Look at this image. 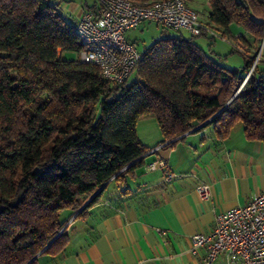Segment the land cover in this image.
<instances>
[{
	"label": "trees",
	"instance_id": "16d2710c",
	"mask_svg": "<svg viewBox=\"0 0 264 264\" xmlns=\"http://www.w3.org/2000/svg\"><path fill=\"white\" fill-rule=\"evenodd\" d=\"M208 3L205 29L224 36L237 23L251 35L239 36L248 49L264 37V0ZM198 35L154 39L140 50L134 79L116 83L92 63L61 57L84 46L56 4L0 0V264L56 255L74 214L83 217L109 184L126 193L150 150L196 126L224 137L240 122L245 137L264 144V58L247 76L248 57L240 74L206 53ZM142 116L158 123L155 146L138 138Z\"/></svg>",
	"mask_w": 264,
	"mask_h": 264
},
{
	"label": "crops",
	"instance_id": "0c3cea01",
	"mask_svg": "<svg viewBox=\"0 0 264 264\" xmlns=\"http://www.w3.org/2000/svg\"><path fill=\"white\" fill-rule=\"evenodd\" d=\"M95 10L94 1L80 15ZM130 31L126 38L131 41ZM220 32L208 25L204 36L224 38ZM239 36L230 40L233 47L248 48ZM157 139L155 145L162 136ZM159 160L164 166L148 169ZM135 172L126 193L109 184L83 217L70 222L63 249L35 264H205V250H192L191 236L208 233L217 214L264 191V144L245 137L240 122L224 137L210 124L199 125L173 145L147 153ZM166 172L172 178L166 180ZM199 183L209 185V198L199 197ZM211 264L230 263L220 254Z\"/></svg>",
	"mask_w": 264,
	"mask_h": 264
},
{
	"label": "built area",
	"instance_id": "2783aa9c",
	"mask_svg": "<svg viewBox=\"0 0 264 264\" xmlns=\"http://www.w3.org/2000/svg\"><path fill=\"white\" fill-rule=\"evenodd\" d=\"M95 11H84L76 22V30L83 49L78 52L81 62L96 65L101 75L116 83L127 80L137 68L141 53L136 42L126 38L128 30L137 29L144 22H155L173 29H185L192 35L206 30L194 9L183 0H95ZM257 58V57H256ZM255 58V59H256ZM254 61L248 75L251 73ZM244 83V82H243ZM162 147L159 144L156 148ZM164 166L163 161L153 162ZM173 174L166 172V180ZM196 191L201 199L210 196L209 185L199 183ZM191 249L205 250V264H211L218 255L230 264H264V191L244 205L226 209L215 218L208 233L191 236Z\"/></svg>",
	"mask_w": 264,
	"mask_h": 264
},
{
	"label": "rangeland",
	"instance_id": "374dc122",
	"mask_svg": "<svg viewBox=\"0 0 264 264\" xmlns=\"http://www.w3.org/2000/svg\"><path fill=\"white\" fill-rule=\"evenodd\" d=\"M94 1L95 0H50L51 3L56 4L57 10L61 13L65 20L70 23H76V18L80 15L82 8L85 7V5H92ZM188 6L196 11L199 20L202 22L207 20V13L209 10L207 0H191L188 2ZM228 28L230 33H226L224 38H222L220 34H216L214 39H209L204 36V34H201L195 36L193 40L206 53L213 55V57L221 65L229 69H235L240 74H244L246 72L244 65L245 62L248 61V57H257L254 59L256 62L264 58V47L260 49V45L262 40H264V37H262L257 46L253 48V51H249V49H246L245 46H239L243 51L246 52L245 54L239 50H236L230 40L234 39L235 36H238L239 34L243 35L247 39H251L250 33L234 22H232ZM170 35H181L183 37H188L191 34L185 29H173L155 22H144L142 27L138 29H132L129 34L132 39L131 41L136 42L137 48L139 50L150 44L154 39ZM61 57L66 60H74L78 57V53L75 51H62ZM259 64L261 67H264V63ZM134 77L135 72L133 71L130 74L128 81L133 80ZM136 133L141 139L142 143L148 147L154 146L158 140L157 138L161 135L158 123L152 116H142L138 119L136 123ZM84 204L85 202L81 204V207ZM72 220H69L67 225L70 224Z\"/></svg>",
	"mask_w": 264,
	"mask_h": 264
},
{
	"label": "water",
	"instance_id": "95a60500",
	"mask_svg": "<svg viewBox=\"0 0 264 264\" xmlns=\"http://www.w3.org/2000/svg\"><path fill=\"white\" fill-rule=\"evenodd\" d=\"M262 47H264V40H262V42H261L260 49H262ZM203 125H206V124L204 123V124H201L200 126H203ZM104 185H105V184H104ZM104 185H103L101 188H99V189H98L93 195H95L96 193H98L99 191H101L102 188L104 187ZM75 215H76V214H74L73 217H74ZM73 217H72V218H73ZM65 226H67V224H66ZM35 258H36V256H35L33 259H35ZM33 259H32V260H33ZM32 260H31V261H32Z\"/></svg>",
	"mask_w": 264,
	"mask_h": 264
}]
</instances>
